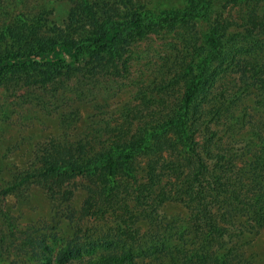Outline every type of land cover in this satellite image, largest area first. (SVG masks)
<instances>
[{"label": "rangeland", "instance_id": "rangeland-1", "mask_svg": "<svg viewBox=\"0 0 264 264\" xmlns=\"http://www.w3.org/2000/svg\"><path fill=\"white\" fill-rule=\"evenodd\" d=\"M72 1L0 0V27L25 16L41 19L46 37L67 32L69 24L68 29L76 32L82 24L79 20L76 24L70 22ZM153 1L178 8L184 0ZM244 14L242 7H228L225 3L220 11L223 18L238 24L242 23ZM205 29L206 26L199 32ZM184 45L181 32L178 35L162 31L138 39L127 52L128 60L119 63L118 72L114 71L113 58L85 66L67 51L61 54L52 51L54 57L69 65L53 75L54 82H41L39 76H36L38 84H25L20 77L4 79L0 85V255L3 260L9 264H172L173 249L182 251L197 244L195 229L204 220L200 217L199 221H192L194 212L187 205L191 200L173 198L179 186L187 185L180 156L168 152L139 155L129 161V177L118 178L120 182L123 180L125 190H115L114 195H107L95 174L62 175L58 179L54 175L45 180L41 172L44 157L57 144L75 145L77 154L82 147L105 153L119 136L137 137L144 125L132 115V124L121 127L120 122L129 119L122 113L127 107L136 109L142 90L149 85L154 88L156 83L168 78L163 76L169 72V66L186 57L181 54ZM126 65L128 74L119 75ZM93 68L97 70L96 76L90 73ZM217 71L214 94L200 102L202 108H197L203 114L197 111L200 116H196L192 142L210 172L209 181L214 185L221 181L229 185L221 201H228L229 208L236 207L234 224L229 229L239 230L243 224H251V214L258 210L248 197L251 195L264 203V164L260 165L264 163V90L258 86L247 88L244 94L241 92L242 96L227 100V91L235 87L238 90L240 78L233 64L228 65L227 61ZM263 77L264 72L260 75ZM219 100L221 108L217 105ZM146 115L140 120L151 119ZM150 164L156 172L167 168L163 182L154 189L172 191L161 208V214L168 218L162 227L146 218L147 211L149 215L151 212L141 199L143 196L136 198L137 190L129 191L132 183L141 184L137 188L140 190L153 188L146 184L154 175L147 173ZM126 184L131 186L126 188ZM125 191L130 196H125ZM215 207L219 206L215 204ZM248 231L243 249L233 243V233L228 234L224 245L218 236L215 247L221 253L211 252L216 260L207 264H225L244 257L250 264H264V225ZM110 258L114 260L109 261Z\"/></svg>", "mask_w": 264, "mask_h": 264}, {"label": "trees", "instance_id": "trees-1", "mask_svg": "<svg viewBox=\"0 0 264 264\" xmlns=\"http://www.w3.org/2000/svg\"><path fill=\"white\" fill-rule=\"evenodd\" d=\"M223 3L228 7L243 8L245 14L241 24L220 15ZM69 13L70 22L76 24V20L81 21V29L71 31L68 29L69 24L67 32H60L55 37L44 35L41 19H27L25 16L11 25L0 27V85L8 77H20L25 84H38L36 76L41 77V82H54L53 75L68 64L54 57L52 51L55 54L67 51L76 59H81L85 66L93 61L97 65L109 62L113 58L114 71L118 72L119 63L128 60L127 52L134 42L162 31L176 32L178 35L182 33L185 45L181 54L186 57L169 66V72L163 76L168 78L163 83L161 80L154 88L149 85L142 90L143 96L134 107L136 109L127 107L122 113L129 119L120 122L121 127L132 124V115L144 125L145 128L137 137L119 136L105 153L86 151L82 147V151L77 154L75 145L57 144L43 159V179L88 172L97 175L107 195H114L115 190H125L123 180L120 182L118 178L129 177V161H134L139 155L168 152L180 156L187 185L179 186L173 198L184 202L191 200L187 205L194 212L192 221H199L202 217L204 223L195 229L198 235L196 245L182 251L179 248L172 250V264L209 263L213 259L211 252L221 253L215 247L219 237L224 245L229 233H233L235 246L243 249V240L249 236L248 230L264 225V203L250 195V204L258 209L251 214V224H243L239 230L229 229L234 224L236 207L229 208L228 201H221L229 185H223L222 181L214 185L209 181L210 172L202 164V154L193 148L192 140L196 116H200L197 111L203 114L197 108H202L200 102L214 94L217 70L224 65V61L228 65L233 64L240 78L238 90L235 87L227 91V100L242 96L247 88L259 87L264 90V77L260 78L264 72V0H184L178 8L167 2L153 0H73ZM205 26L204 32H199ZM128 68L126 65L119 75H127ZM90 73L96 76V68ZM221 102L219 100L217 103L220 108ZM145 115L151 119L140 120ZM110 124L118 126L119 122ZM263 164L260 162V165ZM154 165L160 163L154 162ZM147 169V173H154L148 179L152 183H146L153 188L144 187L140 190L137 188H141V184L132 183L129 191L137 190L136 198L143 196L141 199L151 212L149 215L147 211L146 218L162 227L168 218L161 214V208L172 191L167 188L159 191L154 187L163 182L167 168L156 172L153 164H150ZM126 186L128 188L131 185ZM130 192L125 191L124 195L130 196ZM120 193L123 194L122 191ZM59 194L57 196H61ZM215 204L219 207L216 208ZM192 227L195 228L194 225ZM200 227L202 232L199 231ZM228 255L231 257L230 253ZM0 264L9 263L0 255ZM225 264H250V261L244 257L231 259L230 263Z\"/></svg>", "mask_w": 264, "mask_h": 264}]
</instances>
